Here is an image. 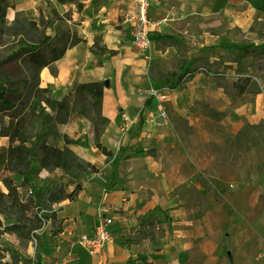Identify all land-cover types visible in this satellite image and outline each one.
Instances as JSON below:
<instances>
[{"label":"crops","instance_id":"obj_1","mask_svg":"<svg viewBox=\"0 0 264 264\" xmlns=\"http://www.w3.org/2000/svg\"><path fill=\"white\" fill-rule=\"evenodd\" d=\"M167 1L188 14L198 10L188 0H158L149 8L151 21L158 18L157 13L166 14ZM56 7L62 12H72L73 20L81 17L74 28L83 41L53 62L54 73L49 65L40 70L41 84L52 94L60 95L80 83L102 82L101 115L108 123L99 141L114 155L109 157L92 145L69 144L81 160L92 164L97 171L81 178L82 189L74 200L51 205L50 212L58 221L57 230L44 235L38 264H126L140 254L153 253L160 255L155 264H264V200L262 210H256L258 196H264V174L254 173L258 162L255 150L242 154L244 174L238 171L239 164L227 172L221 169L201 172L232 206V216L201 188L210 207L200 218H195L201 204L193 203L191 197L175 189L170 173L157 157L160 146L175 134L174 117L185 118L191 124L205 118L199 113H188L197 100H206L214 108L225 111L221 123L232 134L246 123L264 121V68L253 67L250 75L260 92L255 93L249 86L242 100L233 103L231 95L217 84L212 69L225 51L220 36L190 31L188 66L196 58H205L212 68L208 72L196 71L191 78L172 87L181 67L186 65L178 59L175 47L159 49L154 38L157 33L174 32L162 31L152 22V44L136 48L132 42L134 0H83L59 3ZM94 39L106 47L100 65H94L89 49ZM233 63L224 61L217 67L230 84L241 76ZM151 89L165 95L163 118L158 119L157 98L149 94ZM133 149L144 152L133 155ZM99 205L106 206L107 215L112 217L109 226L112 241L105 244L101 253L91 255L79 237L93 232ZM156 208L161 209L158 216L164 220L156 240L128 241L137 235L141 217L154 213ZM165 213L170 220L164 219ZM223 235L229 237L228 258L222 253Z\"/></svg>","mask_w":264,"mask_h":264},{"label":"rangeland","instance_id":"obj_2","mask_svg":"<svg viewBox=\"0 0 264 264\" xmlns=\"http://www.w3.org/2000/svg\"><path fill=\"white\" fill-rule=\"evenodd\" d=\"M188 2L195 3L193 5H197L198 10L188 14L179 6L174 7L172 2L167 1V9L164 12L166 14L164 16L155 14L158 18L152 22L156 27H161L162 31L172 30L173 35H183L188 47L187 35L190 31L197 30L199 34L210 31L217 33L214 35L220 36L221 47L225 51L222 58L213 63L214 71L224 61L234 62V70L241 75L245 73L251 75L253 67L264 68V50L259 49L254 55L243 58L236 56L237 50L244 44L264 46V35L248 30L254 21L260 22L264 19V0H188ZM7 3L6 13L0 19V83L6 86L7 98L10 99L11 105L0 104V146L7 144L8 139L1 135V130L13 111L26 113L28 139L35 140L47 130L53 129L59 135H68L78 141L77 145H91L94 140L93 128L102 119L100 99L89 96L85 102H78L75 93L78 86L65 94H52L41 84L38 65L30 63L27 59L31 52L37 50H31L30 44L38 43V50L48 61L51 58V49L63 47L69 42L71 38L67 33L54 37L52 24L55 22V16L52 8H56L60 15L67 14L72 17V12L60 11L56 7L59 4L57 0L37 1L33 7L35 15L16 10L14 0H7ZM181 5L185 6L184 3ZM48 19H52L53 23L45 27ZM77 21L76 17L73 23L76 24ZM73 23H70L72 31ZM236 28L241 32H237ZM256 28L264 29V24H257ZM184 65L185 67L189 65L187 60ZM228 66L232 67L225 65ZM184 68L181 67V72ZM214 76L216 78L215 73ZM101 84L103 85L102 82ZM10 86L15 89L13 92L15 96L9 91ZM49 101L52 102L51 105ZM186 120L178 118L177 122H173L175 134L160 146L157 157L164 169L170 173L175 189L191 197L193 203L201 204V200L205 198L199 190L203 187L196 179V173L215 172L218 169L227 172L235 164H239L240 174H244L246 169H242L241 164L244 160L243 153L235 158L233 165L221 161L220 152L211 146V141L202 130L203 123L209 120L204 118L193 124ZM32 165L34 173L30 183L23 182L22 177L14 172H0V191L6 192L4 179H11L18 185L20 200L29 205L24 214L0 213L4 225L19 223L16 230H6L0 236V249H3L4 254L2 263H10L16 258L19 264H38L40 250L37 246L38 239L42 240L47 232L57 230L58 221L53 218L50 207L43 200L39 202V206H35L32 196L37 191L46 196L48 189L61 180L65 181L66 178L55 166L41 167L38 162H33ZM259 184L262 185L260 179ZM18 218L20 220H17ZM158 234L159 232L156 236ZM223 241L222 253L228 258L229 237L223 235Z\"/></svg>","mask_w":264,"mask_h":264},{"label":"trees","instance_id":"obj_3","mask_svg":"<svg viewBox=\"0 0 264 264\" xmlns=\"http://www.w3.org/2000/svg\"><path fill=\"white\" fill-rule=\"evenodd\" d=\"M2 5H0V19H2L8 8L7 0H0ZM59 3H76L83 0H57ZM52 12L55 16V22L52 19H48L45 22V27L49 26L51 23L54 30V37L59 34L67 33L70 36L69 42L60 48H53L50 52V60L46 61L45 55L39 51V44L33 43L29 46L31 50L37 49L31 52L27 59L30 63L38 65L41 70L44 66L49 65L52 72H55L53 68V62L63 57L66 50L75 46L76 44L83 41L82 38L78 37L74 30L70 28V23H73L72 17L65 15H60L56 8H52ZM77 20L80 21L81 17L78 16ZM77 21V22H78ZM264 24V19L262 21H254L249 27V32L256 33L258 35H264V29L256 28L257 24ZM74 24V23H73ZM75 25V24H74ZM237 32H241L238 28L235 29ZM212 34H217L214 31H210ZM21 34V33H19ZM154 42L157 48L164 49L167 46H173L176 49L178 59L183 63L187 60V52L189 47L187 45V40L183 35H173V34H160L157 33L154 38ZM91 53L93 54L94 65H100L102 63L101 56L105 52L106 47L100 44L99 39H94V42L89 47ZM264 50V46L260 47L254 43L244 44L243 47L236 52V56L243 58L249 55H254L257 50ZM21 55V54H20ZM235 61V60H234ZM236 62H238L236 60ZM212 64L208 63L205 58H196L193 60L191 67H185L182 72L178 75L176 83L172 87H176L181 83L185 82L192 77L193 72L196 71H211ZM258 69H263L259 68ZM216 82L218 85L222 86L226 92H229L233 103L239 102L242 94L246 89L251 86L255 93L260 92V88L249 73L241 75L235 82L228 83L225 81L222 74L215 70ZM189 74V75H188ZM12 84V82H10ZM101 82L92 81L80 83L75 91L78 97V102L86 101L89 96H96L100 99L102 98V87ZM47 89V88H46ZM9 91L13 96H15V89L10 86ZM50 105L52 102H48ZM0 104L1 105H11L10 99L7 98V88L5 85L0 83ZM188 113H199L204 116L207 120L203 123L202 130L205 132V136L211 141V146L220 152V159L222 162H228L229 165H233V161L239 154L246 152L248 150L254 149L258 162L255 165L254 173L255 175L264 174V153L263 157L261 153L264 152V121L259 123H246L242 128H240L236 133L232 134L222 125L221 121L226 116V112L218 110L210 105L206 100L195 101ZM7 124L1 130V135L7 137L8 141L6 145L0 146V172H14L18 176L22 177L23 182L30 183L31 176L34 173L33 162H38L41 167L55 166L63 174L65 181L61 180L48 189L47 194L36 192L32 196L34 200V205L39 206V202H43L48 206L55 202H60L63 200H74L78 193L82 189L80 184L81 178L90 172H96L97 169L90 163H86L81 160L68 146L69 144H77L78 141L71 139L68 135H59L53 129L47 130L39 138L32 140L27 138V115L26 113L12 112ZM97 123L94 128V140L91 143L92 146L96 147L103 154L113 157L114 153L108 150L99 141V137L104 131L108 120L104 117ZM178 118L174 117L173 122H177ZM187 121V120H186ZM262 151V152H261ZM144 151L133 149V155L142 154ZM196 179L200 185L211 194V196L219 202L224 211L228 216L234 214L232 206L224 200L220 193L212 186L210 181L206 176L201 173H196ZM4 184L6 186V192L0 191V213L13 214L15 212L24 214L25 210L28 209L29 205L23 203L20 200L18 193V185L11 179H4ZM72 187L70 191L68 188ZM264 196L260 194L256 203V210L260 212L262 210V204ZM260 204V205H258ZM210 207V204L206 199L201 200V209L195 213V218H200L204 212ZM162 212L161 209L156 208L154 213L149 212L144 217H141L139 221V229L137 235L128 239L130 242H135L142 238H150L151 240H156V233L161 232V223L164 221L159 218L158 213ZM164 219L166 221L170 220L169 216L165 213ZM17 220H20L19 218ZM47 220V219H46ZM19 223H12L10 225H4L2 219L0 218V236L6 230H16ZM37 228V227H36ZM38 248L42 246V240L38 239ZM4 257L3 249H0V264H19L18 260L15 258L10 263L3 262ZM160 257L158 253H153L151 255H138L136 259H129L126 264H155L154 260Z\"/></svg>","mask_w":264,"mask_h":264},{"label":"built area","instance_id":"obj_4","mask_svg":"<svg viewBox=\"0 0 264 264\" xmlns=\"http://www.w3.org/2000/svg\"><path fill=\"white\" fill-rule=\"evenodd\" d=\"M158 0H134V24L132 30V42L136 48H146L152 44L150 38V25L152 21L148 16L149 8ZM189 75V74H188ZM151 96L157 98L156 112L158 119L166 116L162 101L165 98L164 94H160L156 89L149 91ZM157 119V118H156ZM106 206H100L97 215V224L90 234H84L79 237V241L84 245L86 250L91 255L101 253L106 243L112 241V236L109 231V226L112 224V217H109Z\"/></svg>","mask_w":264,"mask_h":264},{"label":"bare ground","instance_id":"obj_5","mask_svg":"<svg viewBox=\"0 0 264 264\" xmlns=\"http://www.w3.org/2000/svg\"><path fill=\"white\" fill-rule=\"evenodd\" d=\"M38 0H14L15 8L25 11L28 14L35 15L33 12L34 4Z\"/></svg>","mask_w":264,"mask_h":264}]
</instances>
